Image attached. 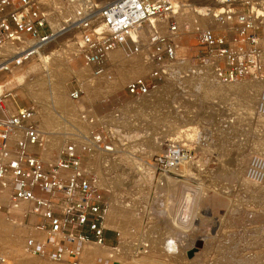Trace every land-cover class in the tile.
Masks as SVG:
<instances>
[{
	"label": "rangeland",
	"instance_id": "obj_1",
	"mask_svg": "<svg viewBox=\"0 0 264 264\" xmlns=\"http://www.w3.org/2000/svg\"><path fill=\"white\" fill-rule=\"evenodd\" d=\"M190 19L191 17H188V20L180 24L175 20L179 27L177 54L190 58V64H196L200 55L197 40L193 34H187L183 29V25ZM59 42V45H54L50 50L47 67L36 58L14 71L15 97L20 106L33 105L35 102L43 105L54 98V92H57L53 84H61L59 88L62 89L58 92H65L66 108L51 109L49 111L51 117L46 119L47 126L41 115V105L35 104L36 120L44 131L59 134L62 132L60 134L62 136L70 132L68 131L70 125L75 126L72 134L68 136L77 139L78 142L85 140L87 132L92 128L80 120L82 114L96 115L103 120L110 135V145L113 147L114 143L115 146L113 147L115 152L111 157L116 162H113L128 169L127 178L122 177L124 181L122 180L119 185L116 178L120 172L111 165L107 169L109 170L107 175L106 169L102 170L97 164L100 158L98 150L85 153L83 162L87 169L102 174L108 194L105 199L110 207L136 208L125 235L116 228H106L105 243L115 246L121 235L132 243L135 241L142 243L143 246L137 244L139 247L136 251L142 252L141 257L146 258V261L141 257L137 258L140 264L143 262L153 264V261L155 264H264V184L260 186L262 190L253 193L245 188L246 186L237 178L238 174L234 173L238 171L237 164H240L241 157H244L242 159L244 165L241 166H244L245 173L249 159L256 154L255 152L264 149V119L257 117L250 109L252 104L248 103V95L255 94L254 89L238 91L220 89L211 78L204 76L206 73L204 69L192 68L196 74L184 76L175 73L159 80L158 86L151 89L149 96L145 97L147 99L145 101L152 104L138 109V103L145 101L139 99L140 96L127 94L125 86L133 77L148 76L150 69L142 56L123 52L128 58L136 56L145 69L137 71L138 73L133 71L127 82L113 91L107 84L116 75L110 59L104 64V72L95 75L94 78L80 72L77 60L72 62V66L68 65L67 58L76 52L68 37L61 38ZM173 69V72L178 70L180 72L183 66H175ZM22 78L24 80H21ZM60 79L64 82L62 83ZM86 85L95 86L92 90L95 93L92 92L89 98ZM49 86L56 91L51 90L52 87ZM73 89L80 92L76 100L69 98V92ZM154 90L157 92L151 93ZM260 91L257 93L256 102ZM133 98L138 100L123 102L125 99ZM129 102L131 103L127 104ZM186 134L189 136L186 137ZM171 145L182 147L179 159L168 171L157 169V164L153 162L154 157L168 152ZM236 158L238 163L236 162L234 166L233 159ZM152 165L155 167L154 170L151 169ZM183 165L188 167V172V169L186 171L179 169V166ZM164 174L179 181L178 189L181 188L169 202L163 201L166 195L163 193L158 195L156 190L158 181ZM164 202L169 203H166L168 208L164 209L165 211L186 204L189 212L187 210L188 215L180 220L184 223V226H180L182 233L170 232L167 224L160 223L164 216L167 217L161 211ZM161 213L164 216H161ZM156 217L160 219L158 228L154 226L157 225ZM25 225L26 227H15L0 215V258H3L1 264H67L25 253L23 250L25 238L34 235L33 228L26 223ZM164 241L166 244L172 241L174 244L172 249L167 250V245H163ZM128 246L126 256L130 254L135 256L136 245ZM86 247V252L93 255V260L95 257L109 258V253L104 252V249L90 244ZM126 259L125 264H128L131 260L127 257Z\"/></svg>",
	"mask_w": 264,
	"mask_h": 264
},
{
	"label": "built area",
	"instance_id": "obj_2",
	"mask_svg": "<svg viewBox=\"0 0 264 264\" xmlns=\"http://www.w3.org/2000/svg\"><path fill=\"white\" fill-rule=\"evenodd\" d=\"M184 9L195 16L184 30L197 40V66L222 82L264 78V0H0V195L8 196L0 197V211L18 224L36 218L34 235L23 244L25 253L81 264L88 245L83 243L105 246L107 188L83 159L85 153L112 151V146L103 120L85 113L80 120L92 126L85 140L69 138L75 128L70 125L62 146L46 160L41 151L52 143L38 126L34 105L15 103L7 76L66 36L83 66L97 76L113 50L141 53L151 65L149 74L133 77L125 88L131 96H144L171 75L170 65L183 66L173 74H196L176 53L175 19ZM79 95L78 89L69 92L71 100ZM257 112L264 116V88ZM181 153L182 147L171 145L153 162L168 171ZM246 176L264 180V156L249 159ZM88 258L87 264L97 263Z\"/></svg>",
	"mask_w": 264,
	"mask_h": 264
},
{
	"label": "bare ground",
	"instance_id": "obj_3",
	"mask_svg": "<svg viewBox=\"0 0 264 264\" xmlns=\"http://www.w3.org/2000/svg\"><path fill=\"white\" fill-rule=\"evenodd\" d=\"M186 12L185 14H183L182 16H179V17H177L175 20H177V22H179V24H180V22L182 23V22H184V21H186V20H188V17H191V18H194L195 16H194V14L191 12V11H187V10H183V12ZM185 18V20H184V18ZM202 20V22L203 23H205L206 22V20L205 19H201ZM176 22V23H177ZM188 22V21H187ZM178 24V23H177ZM164 25H166V22H164ZM183 29H184V25H183ZM187 34H189V32L190 31H186V30H184ZM178 32H179V27H178ZM176 33L175 34V36H174V42H175V45H176V53H177V49H178V46H177V44H176V42H177V38H178V34L179 33ZM63 37L64 36H62V37H60V38H58V39H56L53 43H51L50 45H48L40 54H39V57H38V59L41 61V63L43 64V66H45V67H47V64H48V62H49V60L47 59L48 58V55H49V53H50V50H51V48L54 46V45H59V43L61 42H59V40L62 38L63 39ZM67 41V40H66ZM71 45H72V43H71ZM55 51V50H54ZM57 51V50H56ZM133 55H140V56H142L143 57V55L141 54V53H139V54H133ZM178 55V54H177ZM49 57H50V55H49ZM57 58V57H56ZM32 59H36V58H32ZM54 59V58H53ZM60 59V58H59ZM108 59H110L111 60V64H112V66L115 68V70H116V75L113 77V78H111V81L110 82H108L107 84L108 85H110V87L113 89V91L114 90H116L117 88H120V87H122L123 85H124V83H126L127 82V80H128V76H130L131 74H133L132 72L134 71V72H137V71H142V70H144L145 69V67H144V65L140 62V60L136 57V56H132V57H127L126 55H124V53H123V51L121 50V49H116V50H113L110 54H109V56H108V58H107V60L106 61H108ZM187 63H186V66H188L189 68H196V69H198V68H201V69H203V67H200V66H197V64H190V58H188L187 57ZM74 60H77L78 61V68L80 69V72L81 73H87L86 75H91V76H95L94 75V73L89 69V68H86V67H84L83 66V64L81 63V61H80V58L76 55V52H74L71 56H69L68 58H67V63H68V65L69 66H72L71 64H72V62L74 61ZM48 61V62H47ZM57 61V60H56ZM50 64V63H49ZM146 66L149 68V69H151V65L150 64H146ZM170 67L172 68V67H174L175 68V65H170ZM173 69V68H172ZM174 70H172V71H170V74L172 75L174 72H173ZM104 72V71H103ZM206 73H205V75L204 76H206V77H208L209 79L211 78L212 79V82L214 83V84H218L219 86L218 87H220V89L222 88H227V90H229V89H234L235 91H238V90H240V89H245V90H248V89H254V93L255 94H249L248 95V97H249V99H248V103H251L252 104V107L250 108L251 110H252V112L253 113H255V115L257 116V117H259V118H263L264 119V116H261L260 114H258V112H257V104H258V98H257V102H256V96H257V93H258V91H260V90H262L263 88H264V78H262V79H249V78H245V79H240V80H235V81H233V82H222V81H220L214 74H212V73H209L208 71H207V69H206V71H205ZM58 73V72H57ZM138 73V72H137ZM61 74V73H60ZM136 74V73H135ZM51 75V74H50ZM59 75V74H58ZM134 76H136V75H134ZM144 76V75H143ZM57 77V76H56ZM203 77V76H202ZM62 78V77H61ZM94 78H96V77H94ZM7 79L8 80H10L11 81V87H15V85H16V81H15V74H14V72H13V74H9L8 76H7ZM51 79V78H50ZM63 79V78H62ZM197 79H199V78H197ZM205 79V78H204ZM208 79V80H209ZM21 80H24V78H22ZM58 80V79H57ZM56 80V81H57ZM61 80V79H60ZM174 80V79H173ZM49 81V80H48ZM62 81V83L64 82L63 80H61ZM66 81V80H65ZM245 81H247V82H245ZM44 84V83H43ZM48 85H49V83H47ZM46 85V84H45ZM54 86V88L55 89H57V92H54V98H51V100L50 101H46V104H43V105H41V103H36L35 102V104H38V105H41V109H42V117H43V119L45 120V124H47L46 123V119H48V117L50 116V114H49V111H51V109H53V108H55V109H65L66 108V105H64V101H65V103H66V99H65V92H58V90L60 89L59 88V86H61V84H58V83H54L53 84ZM49 87H52V86H49ZM51 88V90L52 89H54V88ZM95 86L94 85H86V91L88 92V94L89 95H87V98H89V97H91V93L93 92L92 90H93V88H94ZM16 88V87H15ZM159 88V87H158ZM54 89V90H55ZM61 89H62V87H61ZM60 89V90H61ZM158 90V89H157ZM157 90H154V91H152L151 93H155V92H157ZM48 91V90H47ZM56 91V90H55ZM229 91H232V90H229ZM52 93V92H51ZM93 93H95V92H93ZM150 93V94H151ZM146 96H149V94L148 95H144V96H140L139 97V99H143V101H145V100H147L145 97ZM259 96V95H258ZM70 98V97H69ZM71 100V99H70ZM129 100H133V101H131V102H135V101H137L138 99L137 98H133V99H125V100H123V102L124 103H126V102H128ZM14 101H15V103L17 104V102H16V97H14ZM142 101V102H143ZM68 102V101H67ZM131 102H129V103H127V104H130ZM155 102V101H154ZM144 103V102H143ZM143 103H138V109H140V108H145V107H148V106H150L151 104H152V102H146L145 101V103L143 104ZM34 103H33V105H34V108H35V119H36V113H37V108H36V105H35ZM143 104V105H142ZM154 104V103H153ZM69 106H70V104H68ZM256 106V107H255ZM140 107V108H139ZM53 111V110H52ZM251 112V113H252ZM61 114V113H60ZM63 114V113H62ZM51 117V116H50ZM55 120V119H54ZM48 122V121H47ZM51 122L52 121H50V125H51ZM49 123V122H48ZM56 123V122H55ZM39 126V125H38ZM47 126H48V124H47ZM47 126H46V130H47ZM44 127H45V125H44ZM39 128H40V126H39ZM41 130H43V129H41ZM113 130V129H112ZM44 131V130H43ZM114 131V130H113ZM44 132H46V131H44ZM186 132V131H185ZM47 133V135H48V137H49V140H50V142L52 143V144H50V145H48L47 147H46V149L44 150V151H41V155L43 156V158H45L46 160H51L52 159V157L54 156L53 154H52V152H57L58 150H59V147L60 146H62V144H63V142H64V140H65V138H63L62 137V135H60L59 133H48V132H46ZM115 133H116V131H115ZM177 134V133H176ZM187 136H189V134H186V137ZM153 143V142H152ZM113 147H115L114 146V143H113ZM113 147H110L111 148V150H112V152H109V151H106V150H103V149H99L98 150V155H99V153H100V156H98V157H100V158H98V162H97V164L102 168V170H105L106 169V173L107 172H109V170L107 171V169L109 168V165H111V167L113 168V167H115V168H117L118 169V171L120 172L119 173V177H117L116 178V180H118V184L120 185L121 184V182H122V180L124 179V178H122V177H126V172H127V168H124L122 165L121 166H119V164L117 165L115 162V160H114V158H112L111 156H112V154H114V148ZM253 149V148H252ZM257 150H259V149H257ZM256 151V150H255ZM260 151H264V149L262 148V150H259L258 152H255L256 154H259L260 153ZM161 153V152H160ZM165 153H167V152H165ZM242 153H244V152H242ZM244 155V154H243ZM259 155H262V156H264V153H260ZM128 159V158H127ZM242 159H244V157H241V162H240V164H237L238 163V160H237V158L236 159H233V164H235L234 166H236V164H237V167H238V171H236V172H234V173H237L238 174V176L239 177H237V178H239L241 181H242V183L246 186H244L246 189H250L251 191H253V193H254V191H256V190H262V188H260V186L262 185V184H264V180L263 181H261V182H255V181H252V180H250V179H248L247 178V176H246V171H245V173H244V166L242 167L241 165L243 164V161H242ZM113 161H115V162H113ZM237 162V163H236ZM91 163V162H90ZM117 163H119L118 161H117ZM93 164V163H92ZM232 164V165H233ZM133 165H136L135 163H133ZM176 168H178V164L176 163ZM244 165V164H243ZM189 166V165H188ZM241 166V167H240ZM151 167V166H150ZM175 167V166H174ZM100 168V169H101ZM104 168V169H103ZM140 168V167H139ZM175 168V169H176ZM152 170H154L155 169V167L152 165V168H151ZM179 169L180 170H182V171H186L187 169H188V167L187 166H179ZM247 169V168H246ZM115 170V169H114ZM174 170V169H173ZM189 171V169L187 170V172ZM193 171V170H192ZM115 172V171H114ZM113 172V173H114ZM117 172V171H116ZM115 172V173H116ZM95 173L98 175V177H99V180H100V182L103 184V186L104 187H107L106 185H105V183L103 182V180H102V174H100L99 172H97L96 170H95ZM153 173V172H152ZM182 173H184V172H182ZM181 173V174H182ZM198 173H199V171H198ZM109 173H107V175H108ZM186 174V173H185ZM117 175V174H116ZM153 175V174H152ZM127 178V177H126ZM108 181V180H107ZM124 181V180H123ZM113 182H115V181H113ZM179 182V181H178ZM178 182L176 181V180H174V179H172L168 174H164V175H162L161 177H160V179H159V181H158V184H157V186H156V190H157V194L159 195L160 193H163V194H165L166 195V199L164 200L163 199V201H167V202H169L170 200H171V197H174V195L176 194L175 192H177V190L179 191L180 189H178V186H180V185H178ZM112 183V182H111ZM113 184V183H112ZM123 185L125 184V183H122ZM128 184V183H127ZM201 184V183H200ZM111 185V184H110ZM182 185V184H181ZM185 185V184H184ZM111 186H113L114 187V185H111ZM115 188H117V187H115ZM185 188V187H184ZM186 188H188V187H186ZM182 190H183V187H182ZM187 191V190H186ZM189 191V190H188ZM178 193V192H177ZM180 193V192H179ZM188 193V192H187ZM259 193H260V191H259ZM110 194H111V192H110ZM108 195V194H107ZM112 195V194H111ZM110 195V196H111ZM183 195V194H182ZM181 195V196H182ZM188 195V194H187ZM161 196V195H160ZM181 196H180V198H181ZM0 197H2L3 199H6V198H8V196H7V194L4 192L3 194H1L0 195ZM157 197V196H156ZM163 198V197H162ZM158 199H159V197H158ZM157 199V200H158ZM200 199V198H199ZM156 200V201H157ZM155 201V202H156ZM162 201V202H163ZM179 201V200H178ZM166 202V203H167ZM172 202V201H171ZM197 202V201H196ZM199 202V201H198ZM159 203V202H158ZM165 202H164V204L166 205H162L163 207H162V209L163 210H161L164 214H166V216L167 217H165L162 213V215L161 216H164V219H158L157 217V219H155V220H157L156 222H155V224H157V225H154V226H156V228H158V225H159V222H158V220H160V223H162V224H167V228L170 230V232H173V233H175L176 234V232H177V234H179V233H182L181 231L182 230H180V226H184V223L183 222H180V220H182V217H184V216H187L188 214H187V206H185L184 204H180L178 207H171L170 208V210L169 211H165L166 210V208H168V205L167 204H169V203H167L166 204ZM187 203H189V201L187 200ZM157 204V203H156ZM180 206H183L182 208H180ZM195 206V205H194ZM120 208H116L115 206H112V207H110L109 206V211L106 213V215L104 216V221H103V226H104V228L106 229H108V228H116L117 230H120L123 234L124 233H126L127 232V229L129 228L128 226L130 225V223L132 222H130V218L132 217V215L134 214L135 215V212H136V208L134 209V208H128V207H125V206H119ZM157 209H159V207L157 208ZM165 209V210H164ZM175 209H177V210H175ZM160 210V209H159ZM194 210V209H193ZM155 212H157V211H155ZM188 212H189V210H188ZM0 215L1 216H3V217H5V219L7 220V221H9V224H11V225H15V227H26V225H25V223H23V220H22V222H21V224H18V223H14L13 221H12V219L10 218V217H7V215L5 214V213H3V212H1L0 211ZM155 215H157V214H155ZM34 221H36V218L35 217H33V216H30L29 218H28V222L26 223V224H28V225H30L31 226V229H32V222H34ZM140 222V221H139ZM8 223V222H7ZM6 223V224H7ZM13 223V224H12ZM132 225V224H131ZM12 228V227H11ZM172 234V233H171ZM125 235V234H124ZM165 235V234H164ZM160 236V235H159ZM169 236V235H168ZM172 236V235H171ZM150 237V236H149ZM166 237V236H165ZM168 238V237H167ZM171 238V237H170ZM167 240V239H166ZM171 240V239H170ZM173 240V239H172ZM152 241V240H151ZM155 241V240H154ZM153 241V242H154ZM158 241H160V239L158 240ZM174 241V240H173ZM118 243V245H117V248H113L111 245H108V244H106V243H103V244H105V246L104 247H100V246H97V245H93V244H97V243H94V242H85V243H83V244H90V245H93V246H96V247H98V248H101V249H104V252H107V253H109L108 254V257L109 258H107V259H103V258H101V257H95L94 259L95 260H93L92 259V257H93V255L92 254H90L89 252H86V256H85V259L83 260L84 262H87V260H88V256L93 260L92 262H97L96 264H111L113 261H117L118 262V264H125L126 263V261H127V259H126V257L128 258V260H131L128 264H140V262L137 260V258H140L141 257V255H142V252H139L138 253V251H136V248H138L137 247V244L139 245V244H141L142 245V243H137L136 241L134 242V243H132V242H130V241H128V239H126V237L124 238V237H122V235H121V238H119L118 239V241H117ZM166 241H164L163 242V245L165 244V245H167V250H169V249H172V245H174L173 244V242L171 241V242H167V244L165 243ZM129 244H135L136 246H134V249H135V256L134 255H132V256H134V257H132L131 256V254L130 255H128V256H126V252H127V248H129ZM158 244V243H157ZM161 245V244H160ZM164 245V246H165ZM143 246V245H142ZM146 246V245H145ZM150 246V245H149ZM153 246H154V244H153ZM159 246V245H158ZM150 249V248H149ZM175 249V248H174ZM106 250V251H105ZM103 251V250H102ZM103 252V253H104ZM114 252V253H113ZM166 252H168V251H166ZM128 253V252H127ZM138 253V254H137ZM169 253V252H168ZM178 254V253H177ZM114 255V256H113ZM140 255V256H139ZM175 256V255H174ZM264 256V255H263ZM135 257H136V259H135ZM163 257V256H162ZM141 259H142V257H141ZM140 259V260H141ZM143 259H144V257H143ZM142 259V260H143ZM145 261H146V258L144 259ZM57 262H60V261H57ZM142 262V261H141ZM148 262H149V259H148ZM144 263V262H143ZM143 263H141V264H143ZM260 263V262H259ZM57 264V263H56ZM67 264H69V263H67ZM153 264H155L154 263V261H153Z\"/></svg>",
	"mask_w": 264,
	"mask_h": 264
}]
</instances>
